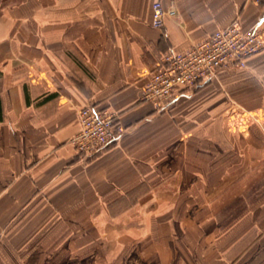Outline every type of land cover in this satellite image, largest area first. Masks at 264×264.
Masks as SVG:
<instances>
[{
    "label": "crops",
    "instance_id": "obj_1",
    "mask_svg": "<svg viewBox=\"0 0 264 264\" xmlns=\"http://www.w3.org/2000/svg\"><path fill=\"white\" fill-rule=\"evenodd\" d=\"M233 22L264 38V0H0V264H264V48L166 110L140 99L158 58ZM86 106L125 131L82 161Z\"/></svg>",
    "mask_w": 264,
    "mask_h": 264
},
{
    "label": "built area",
    "instance_id": "obj_2",
    "mask_svg": "<svg viewBox=\"0 0 264 264\" xmlns=\"http://www.w3.org/2000/svg\"><path fill=\"white\" fill-rule=\"evenodd\" d=\"M166 11L152 4L151 25L161 28ZM264 48L260 29L242 31L237 22L212 33L182 52L163 54L140 91V99L156 110H166L181 95L213 81L220 72L243 70L247 59ZM79 132L71 139L82 161L90 160L114 144L125 131L116 113L86 106L78 111Z\"/></svg>",
    "mask_w": 264,
    "mask_h": 264
},
{
    "label": "rangeland",
    "instance_id": "obj_3",
    "mask_svg": "<svg viewBox=\"0 0 264 264\" xmlns=\"http://www.w3.org/2000/svg\"><path fill=\"white\" fill-rule=\"evenodd\" d=\"M257 190V189H256ZM257 196H258V194H250L249 195V199H250V202H252L254 199H256L257 198Z\"/></svg>",
    "mask_w": 264,
    "mask_h": 264
}]
</instances>
